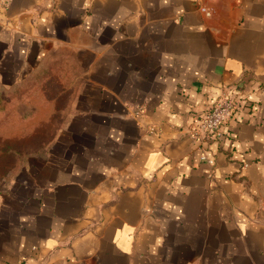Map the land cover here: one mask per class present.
<instances>
[{
	"label": "crops",
	"instance_id": "obj_1",
	"mask_svg": "<svg viewBox=\"0 0 264 264\" xmlns=\"http://www.w3.org/2000/svg\"><path fill=\"white\" fill-rule=\"evenodd\" d=\"M3 1L0 78L59 127L0 198V264H264V0ZM230 85L234 136L192 140Z\"/></svg>",
	"mask_w": 264,
	"mask_h": 264
},
{
	"label": "rangeland",
	"instance_id": "obj_2",
	"mask_svg": "<svg viewBox=\"0 0 264 264\" xmlns=\"http://www.w3.org/2000/svg\"><path fill=\"white\" fill-rule=\"evenodd\" d=\"M13 83L0 78V198L29 182L33 168L46 159L51 135L59 127L51 117L45 122L50 109L35 98L28 84Z\"/></svg>",
	"mask_w": 264,
	"mask_h": 264
},
{
	"label": "built area",
	"instance_id": "obj_3",
	"mask_svg": "<svg viewBox=\"0 0 264 264\" xmlns=\"http://www.w3.org/2000/svg\"><path fill=\"white\" fill-rule=\"evenodd\" d=\"M0 5L5 7L6 2L1 0ZM254 91L252 85L248 89L240 85L224 87L203 111L194 115L188 131L190 138L204 141L234 136V127L240 124L251 110V95ZM200 161L209 166L213 165V160L204 155L200 156Z\"/></svg>",
	"mask_w": 264,
	"mask_h": 264
}]
</instances>
